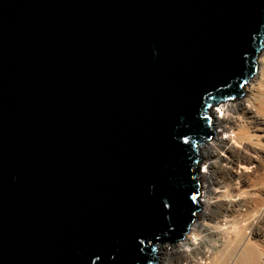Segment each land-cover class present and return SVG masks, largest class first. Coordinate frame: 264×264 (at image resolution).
<instances>
[{
  "label": "water",
  "instance_id": "water-1",
  "mask_svg": "<svg viewBox=\"0 0 264 264\" xmlns=\"http://www.w3.org/2000/svg\"><path fill=\"white\" fill-rule=\"evenodd\" d=\"M263 49L264 0H0V264H156Z\"/></svg>",
  "mask_w": 264,
  "mask_h": 264
},
{
  "label": "bare ground",
  "instance_id": "bare-ground-1",
  "mask_svg": "<svg viewBox=\"0 0 264 264\" xmlns=\"http://www.w3.org/2000/svg\"><path fill=\"white\" fill-rule=\"evenodd\" d=\"M258 65L261 76L255 74L244 86L252 96L248 104L235 100L236 120L227 122L221 108L214 111L216 125L233 136L229 140L222 138L220 152L209 144L204 146V152H215V159L230 164L222 167L228 174V179L223 180L227 189L210 197L207 194H215L217 187L213 189L212 182L206 187L202 204L208 208L201 211L202 219L192 224L191 233L189 229L184 234L181 246L171 251L167 246L155 250L160 264H172L167 258L173 254L182 258L175 264H264V49L258 56ZM232 156L237 157L233 158L236 162L229 159ZM205 173V169L200 170V176Z\"/></svg>",
  "mask_w": 264,
  "mask_h": 264
},
{
  "label": "rangeland",
  "instance_id": "rangeland-1",
  "mask_svg": "<svg viewBox=\"0 0 264 264\" xmlns=\"http://www.w3.org/2000/svg\"><path fill=\"white\" fill-rule=\"evenodd\" d=\"M260 58V57H259ZM258 75H260L261 76V73L260 72H258ZM251 81V80H250ZM249 81V82H250ZM248 84V83H247ZM251 92H250V90L248 89V88H246V91H245V94H244V96L242 97V98H240V99H234V100H231V101H225V102H222V103H219L218 105H216L215 107H214V110H213V115L215 116V113H214V111H217V110H219V108H221V110H223V114H224V118L226 119V121L227 122H233V121H235L236 120V111L238 110V104H236V102L237 101H241V102H244V104H248V101L251 99ZM235 100H237V101H235ZM226 104H229V106L227 107L226 106ZM231 104V105H230ZM233 104H234V107H233ZM232 106V107H231ZM223 107V108H222ZM226 108V109H225ZM232 110V112H231V110ZM234 108V109H233ZM235 108H237L236 110H235ZM235 110V111H234ZM233 111H234V113H233ZM225 114H227V115H225ZM212 124H213V130H214V134L210 137V139H208V140H206L207 142L203 145V144H199V153H200V156H201V161H200V167H201V169H205V171H206V175H203V176H200V182H201V188H200V195H199V197L197 198L198 199V204L201 206V211L202 210H204V209H207L208 208V206H207V204L206 205H204V204H202L204 201H203V197H202V195H206V192H205V190H206V187L212 182L213 183V185H212V187H213V189L215 188V187H217V189L215 188L214 189V193L217 191H219L220 193H224L225 191L224 190H226L225 189V184H226V182L225 181H223L224 179H228L227 178V176H228V174L226 173V171L224 170L225 168H222V167H224V166H230V164L228 165L227 163H225L223 160H221V159H215V157H214V154H215V152H217V151H219L220 152V149H219V143H220V141L222 140V138H223V140L224 139H226V140H229V138L230 137H232L233 136V134L232 133H229V132H227V133H225L226 131L225 130H223V128L221 127V126H217L216 125V123H215V118H214V120H213V122H212ZM234 131H238V129H235ZM207 144H209L211 147H212V149H214V151L215 152H213L212 154L207 150V152L205 151H203L204 150V146H207ZM208 147V146H207ZM235 157V159L237 158L236 156H234ZM233 156L232 157H229V159H231L232 158V162H236V160L235 159H233L234 158ZM235 160V161H234ZM211 162H213V164L211 163ZM224 163V164H223ZM220 164V165H219ZM226 164V165H225ZM213 165V166H212ZM223 165V166H222ZM225 171V172H224ZM208 175V176H207ZM216 181V182H215ZM218 181V182H217ZM222 184H221V183ZM217 183H218V185H220V186H218L217 185ZM216 184V185H215ZM224 184V185H223ZM211 185V184H210ZM221 185L223 186V187H221ZM219 188V189H218ZM223 188H224V190H223ZM222 190H223V192H222ZM217 192L215 193V194H213L212 193V195L210 194V193H208L207 195L208 196H214L215 197V195L217 194ZM218 192V194H217V196L220 194ZM201 201V202H200ZM201 211H200V213H201ZM200 213H198V218H197V220H201L202 219V215L200 214ZM192 229V228H191ZM190 229V231L188 232V234L189 233H191L192 232V230ZM167 244V245H166ZM164 243V244H161V245H159L158 247H157V251H159V249L161 248V247H165V246H167V248L171 251V250H173V247H175V246H181V244H182V240H179L176 244H171V243ZM167 260H168V263H172V264H175L177 261H179L180 260V262H181V260H182V258H181V256H178V255H171V256H169L168 258H167ZM157 262H156V264H160V262H161V260H160V255H157V260H156Z\"/></svg>",
  "mask_w": 264,
  "mask_h": 264
},
{
  "label": "snow or ice",
  "instance_id": "snow-or-ice-1",
  "mask_svg": "<svg viewBox=\"0 0 264 264\" xmlns=\"http://www.w3.org/2000/svg\"><path fill=\"white\" fill-rule=\"evenodd\" d=\"M206 119H208V118H206ZM185 143H190V141L189 140H185L184 141ZM190 200H192V199H194L195 197L194 196H192V195H189V197H188ZM165 207H168V205H165Z\"/></svg>",
  "mask_w": 264,
  "mask_h": 264
}]
</instances>
